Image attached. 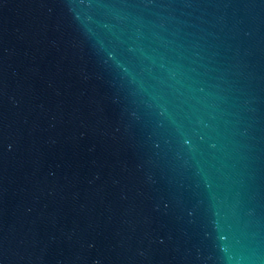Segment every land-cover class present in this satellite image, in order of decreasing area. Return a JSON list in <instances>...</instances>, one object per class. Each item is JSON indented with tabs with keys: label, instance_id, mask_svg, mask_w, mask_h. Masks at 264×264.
Returning a JSON list of instances; mask_svg holds the SVG:
<instances>
[{
	"label": "water",
	"instance_id": "1",
	"mask_svg": "<svg viewBox=\"0 0 264 264\" xmlns=\"http://www.w3.org/2000/svg\"><path fill=\"white\" fill-rule=\"evenodd\" d=\"M0 264H264V0H0Z\"/></svg>",
	"mask_w": 264,
	"mask_h": 264
}]
</instances>
